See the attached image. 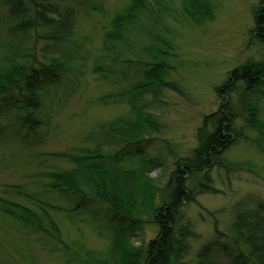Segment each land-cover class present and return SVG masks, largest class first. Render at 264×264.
Here are the masks:
<instances>
[{
    "label": "trees",
    "instance_id": "obj_1",
    "mask_svg": "<svg viewBox=\"0 0 264 264\" xmlns=\"http://www.w3.org/2000/svg\"><path fill=\"white\" fill-rule=\"evenodd\" d=\"M213 9L212 0H0V236L20 257L32 247L59 264H190L199 235L186 206L217 192L211 170L238 168L224 156L237 142L264 155L263 57L230 72L219 88L226 102L204 116L196 148L176 156L168 181L153 176L173 152L168 141L165 155L149 148L162 127L154 107L165 90L180 92L167 78L182 27ZM253 17L248 45L264 56V0ZM88 76L111 90L67 117L87 122L75 144L49 149ZM113 105L123 111L88 115ZM235 208L227 233L216 230L193 264H264V204Z\"/></svg>",
    "mask_w": 264,
    "mask_h": 264
},
{
    "label": "rangeland",
    "instance_id": "obj_2",
    "mask_svg": "<svg viewBox=\"0 0 264 264\" xmlns=\"http://www.w3.org/2000/svg\"><path fill=\"white\" fill-rule=\"evenodd\" d=\"M260 0H212L213 17L200 25L185 23L184 32L179 39V56L171 62L173 67L167 81L178 85L180 92L165 90L161 105L154 109L160 114L162 127L154 135L149 153L160 151L165 155L163 141L171 143L173 152L165 157L164 169H158L153 176L160 186L168 181L176 156L189 155L197 146V132L205 115L218 109L225 103L228 95L219 88L230 72L247 60L260 61L264 56L261 47L254 41L248 45L250 31L254 27V8ZM93 30V29H92ZM170 69V70H171ZM86 89L82 96L76 97L63 114L64 130L62 137L48 147L51 150L62 149L76 143L78 136L85 132L84 119L75 117L88 96H101L111 90L105 83L86 78ZM234 96V95H233ZM234 102L238 105L237 97ZM241 108L240 105L237 106ZM264 101H262V109ZM123 111L118 105L108 108L97 107L89 110L91 117H109ZM264 114V113H263ZM81 119V120H80ZM162 147V148H161ZM8 147L0 144V155ZM175 154V155H174ZM224 156L239 164L237 169L224 170L214 168L210 172L211 187L216 193H203L196 196V203L186 206L185 214L192 222L199 239L192 243V249L186 261L194 263L196 251L204 243L212 240L215 231L227 233L232 222L235 206L246 199L249 204H264V155L254 146L237 142ZM241 166V168H240ZM149 238L156 234L155 227L146 225ZM86 241L91 246H100L97 237L85 229ZM22 256L0 236V264H59L60 259L39 250L25 249ZM18 249V250H20ZM20 250V251H22Z\"/></svg>",
    "mask_w": 264,
    "mask_h": 264
}]
</instances>
